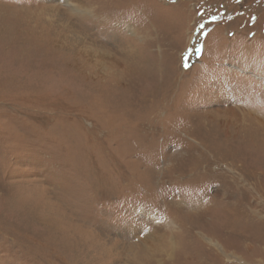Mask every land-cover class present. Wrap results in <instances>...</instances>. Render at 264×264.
Returning a JSON list of instances; mask_svg holds the SVG:
<instances>
[{
	"label": "rangeland",
	"instance_id": "rangeland-1",
	"mask_svg": "<svg viewBox=\"0 0 264 264\" xmlns=\"http://www.w3.org/2000/svg\"><path fill=\"white\" fill-rule=\"evenodd\" d=\"M0 264H264V0H0Z\"/></svg>",
	"mask_w": 264,
	"mask_h": 264
},
{
	"label": "bare ground",
	"instance_id": "bare-ground-1",
	"mask_svg": "<svg viewBox=\"0 0 264 264\" xmlns=\"http://www.w3.org/2000/svg\"><path fill=\"white\" fill-rule=\"evenodd\" d=\"M5 23V22H4ZM2 24V23H1ZM8 28V27H7ZM3 29V28H2Z\"/></svg>",
	"mask_w": 264,
	"mask_h": 264
}]
</instances>
